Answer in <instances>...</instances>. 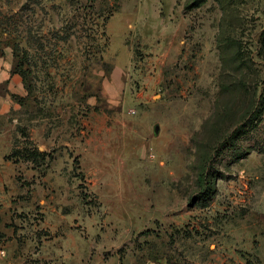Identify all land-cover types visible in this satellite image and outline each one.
<instances>
[{
	"label": "rangeland",
	"instance_id": "1",
	"mask_svg": "<svg viewBox=\"0 0 264 264\" xmlns=\"http://www.w3.org/2000/svg\"><path fill=\"white\" fill-rule=\"evenodd\" d=\"M263 44L264 0H0V264H264Z\"/></svg>",
	"mask_w": 264,
	"mask_h": 264
},
{
	"label": "water",
	"instance_id": "2",
	"mask_svg": "<svg viewBox=\"0 0 264 264\" xmlns=\"http://www.w3.org/2000/svg\"><path fill=\"white\" fill-rule=\"evenodd\" d=\"M154 131H155V133L158 132V126L155 127Z\"/></svg>",
	"mask_w": 264,
	"mask_h": 264
},
{
	"label": "trees",
	"instance_id": "3",
	"mask_svg": "<svg viewBox=\"0 0 264 264\" xmlns=\"http://www.w3.org/2000/svg\"><path fill=\"white\" fill-rule=\"evenodd\" d=\"M264 45V44H263ZM262 105H264V98H263V101H262Z\"/></svg>",
	"mask_w": 264,
	"mask_h": 264
}]
</instances>
